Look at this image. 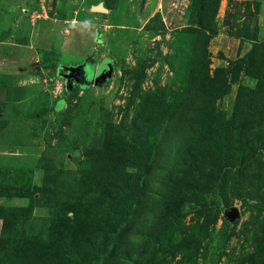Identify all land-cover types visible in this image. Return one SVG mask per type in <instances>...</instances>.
Masks as SVG:
<instances>
[{
    "label": "rangeland",
    "instance_id": "obj_1",
    "mask_svg": "<svg viewBox=\"0 0 264 264\" xmlns=\"http://www.w3.org/2000/svg\"><path fill=\"white\" fill-rule=\"evenodd\" d=\"M0 264H264V0H0Z\"/></svg>",
    "mask_w": 264,
    "mask_h": 264
},
{
    "label": "water",
    "instance_id": "obj_2",
    "mask_svg": "<svg viewBox=\"0 0 264 264\" xmlns=\"http://www.w3.org/2000/svg\"><path fill=\"white\" fill-rule=\"evenodd\" d=\"M99 9H100L99 11L104 10L103 8H99ZM74 71H75L74 69H70V70H69V74H68L67 77H71V76L74 74ZM101 71H102V68H101ZM108 71H109V70H108ZM103 73H106V72L104 71ZM228 217H229V219H230L231 222H234V220H235L237 217H239V212H238V210H236V209L232 210V211L229 213Z\"/></svg>",
    "mask_w": 264,
    "mask_h": 264
},
{
    "label": "flooded vegetation",
    "instance_id": "obj_3",
    "mask_svg": "<svg viewBox=\"0 0 264 264\" xmlns=\"http://www.w3.org/2000/svg\"><path fill=\"white\" fill-rule=\"evenodd\" d=\"M75 75H77L78 73L76 71H74ZM69 71L67 70L66 72H64V75L68 76ZM78 76V75H77Z\"/></svg>",
    "mask_w": 264,
    "mask_h": 264
},
{
    "label": "trees",
    "instance_id": "obj_4",
    "mask_svg": "<svg viewBox=\"0 0 264 264\" xmlns=\"http://www.w3.org/2000/svg\"><path fill=\"white\" fill-rule=\"evenodd\" d=\"M253 208H260V205H257V206H255V207H253ZM232 223H233V222H231L230 219H229V224H230V226H231Z\"/></svg>",
    "mask_w": 264,
    "mask_h": 264
}]
</instances>
